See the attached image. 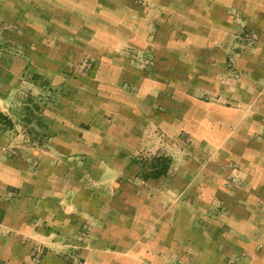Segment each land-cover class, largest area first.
Returning <instances> with one entry per match:
<instances>
[{"label":"crops","instance_id":"obj_1","mask_svg":"<svg viewBox=\"0 0 264 264\" xmlns=\"http://www.w3.org/2000/svg\"><path fill=\"white\" fill-rule=\"evenodd\" d=\"M126 4L128 26L113 45L152 52L151 81L135 84L129 97L116 91L97 111L71 105L76 135L68 150H14L15 129L0 120V264H67L62 253L84 230L93 236L88 264H232L241 255L240 264H264V0ZM243 27L260 39L231 70ZM2 73L5 115L18 83L8 87ZM149 123L173 138L201 139L226 161L234 156L243 183L227 190L220 167L174 163L164 180L149 183L154 194L125 199L110 190L121 173L110 160L94 182L101 190L88 182L78 191L77 172L62 158L92 149L83 126L132 142Z\"/></svg>","mask_w":264,"mask_h":264},{"label":"rangeland","instance_id":"obj_2","mask_svg":"<svg viewBox=\"0 0 264 264\" xmlns=\"http://www.w3.org/2000/svg\"><path fill=\"white\" fill-rule=\"evenodd\" d=\"M141 1L0 0V67L4 68L0 73L8 87L13 80L18 83V92L8 98L13 107L5 115L0 113V120L15 129L14 150L32 154L70 149L75 141V124L67 110L71 105L78 101L97 111L101 104H112L116 91L128 97L135 95V84L154 78L156 62L152 52L118 50L113 45L128 26L124 16L126 3L139 6ZM150 36L153 39L152 33ZM259 39L256 31L245 27L235 35L236 56L229 57L231 70L239 53L253 47ZM97 126L92 130L83 126L92 136L91 150L62 158L68 162L70 172H77L74 180L78 191L88 188V182L93 190L99 189L94 182L101 181V166L110 160L121 168V173L117 171V177L111 178L110 190H120L117 196L125 199L145 195V190L154 194L156 185L154 188L149 183L164 180L174 163L208 170L211 165L220 167L227 190L243 183L238 159L231 156L226 161L219 150H207V146L205 149L201 139H192L187 133L173 138L171 131H156L149 123L136 140L124 142L101 133ZM164 159L170 166L167 174L153 177ZM72 241L68 242L69 251L62 253L67 264H88L93 246L91 231L84 230ZM36 252L39 257L43 254L40 248ZM240 257L232 264H240Z\"/></svg>","mask_w":264,"mask_h":264},{"label":"trees","instance_id":"obj_3","mask_svg":"<svg viewBox=\"0 0 264 264\" xmlns=\"http://www.w3.org/2000/svg\"><path fill=\"white\" fill-rule=\"evenodd\" d=\"M0 117H1V114H0ZM163 162H164V164H163L162 168L161 169L158 168L157 172H154L153 177L159 178V177L165 176L167 174L169 167H170V166H168V163H167L168 160L164 159Z\"/></svg>","mask_w":264,"mask_h":264},{"label":"built area","instance_id":"obj_4","mask_svg":"<svg viewBox=\"0 0 264 264\" xmlns=\"http://www.w3.org/2000/svg\"><path fill=\"white\" fill-rule=\"evenodd\" d=\"M232 182H233V183H234V182H236V179H235V178H233V179H232Z\"/></svg>","mask_w":264,"mask_h":264}]
</instances>
